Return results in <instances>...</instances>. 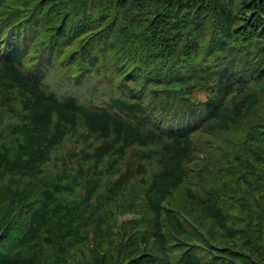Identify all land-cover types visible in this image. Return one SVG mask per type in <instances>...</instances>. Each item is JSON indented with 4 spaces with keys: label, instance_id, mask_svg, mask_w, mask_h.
<instances>
[{
    "label": "trees",
    "instance_id": "1",
    "mask_svg": "<svg viewBox=\"0 0 264 264\" xmlns=\"http://www.w3.org/2000/svg\"><path fill=\"white\" fill-rule=\"evenodd\" d=\"M0 264H264V0H0Z\"/></svg>",
    "mask_w": 264,
    "mask_h": 264
}]
</instances>
